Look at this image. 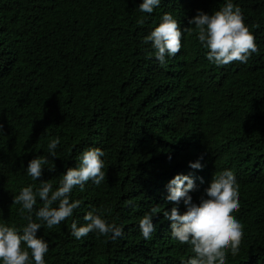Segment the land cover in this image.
<instances>
[{
	"label": "trees",
	"instance_id": "obj_1",
	"mask_svg": "<svg viewBox=\"0 0 264 264\" xmlns=\"http://www.w3.org/2000/svg\"><path fill=\"white\" fill-rule=\"evenodd\" d=\"M139 3L0 0V223L22 230L27 212L13 197L42 182L55 190L85 149L100 147L105 180L74 187L73 215L37 231L49 244L46 264H183L194 253L170 235L166 185L177 174L192 176L199 203L225 169L237 181L234 215L243 226L240 250L226 264H264V0H233L258 51L225 66L207 60L188 23L225 0H161L150 14ZM165 12L181 27L182 47L161 65L144 37ZM57 137L52 157L47 145ZM34 156L47 157L37 180L26 172ZM198 159L203 167L191 168ZM153 207L156 231L146 241L138 222ZM90 210L123 226V236L73 237V220L85 224Z\"/></svg>",
	"mask_w": 264,
	"mask_h": 264
},
{
	"label": "clouds",
	"instance_id": "obj_2",
	"mask_svg": "<svg viewBox=\"0 0 264 264\" xmlns=\"http://www.w3.org/2000/svg\"><path fill=\"white\" fill-rule=\"evenodd\" d=\"M160 4L161 0H141L138 7L141 13L150 14ZM188 23L195 25L196 38L207 49V60L216 66H225L233 61L247 63L258 51L254 36L244 23L241 8L233 0H225L223 7L210 14L198 9ZM181 40V27L169 12H165L159 24L144 37V43H150L161 65L166 63V57L175 56L180 51ZM59 143L58 137L49 141L47 152L50 156H56ZM104 156L100 147H89L78 156L75 167L66 168L55 190L52 184L42 182L35 191L29 185L13 197V202L21 206V214L27 212V223L20 231L14 226L0 223V264H46L44 257L49 244L37 235V231L45 225L51 229L73 215V210L80 205L79 200H70L69 194L74 187L79 186L83 190L89 181L99 186L105 180ZM46 163L47 157L34 156L27 163V175L37 180L42 176ZM189 166L193 169L203 167L200 159L190 161ZM194 188L195 181L190 175L177 174L168 181L165 199L173 206L170 210H164L163 216L171 222L170 235L180 244L191 246L194 255L184 260L183 264H226L229 252L232 256L239 252L243 236V226L234 215L240 207L235 175L225 169L214 176L199 203L194 202L190 195ZM37 196L43 201V207L34 209ZM54 203L56 207H52ZM181 203L185 207L183 212L180 211ZM33 213L39 222L33 220ZM156 214L157 208L153 207L139 219L140 234L146 241L156 231L153 223ZM83 218L85 224L77 226L75 220L71 224V235L77 240L90 232L108 236L112 240L124 234L123 226L108 222L94 210L86 212Z\"/></svg>",
	"mask_w": 264,
	"mask_h": 264
}]
</instances>
